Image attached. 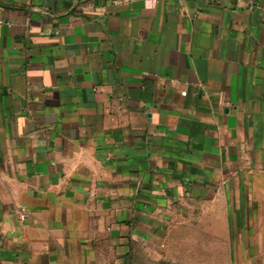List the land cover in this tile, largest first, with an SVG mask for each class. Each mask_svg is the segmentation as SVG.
<instances>
[{"label": "crops", "instance_id": "1", "mask_svg": "<svg viewBox=\"0 0 264 264\" xmlns=\"http://www.w3.org/2000/svg\"><path fill=\"white\" fill-rule=\"evenodd\" d=\"M0 264H264V0H0Z\"/></svg>", "mask_w": 264, "mask_h": 264}, {"label": "built area", "instance_id": "2", "mask_svg": "<svg viewBox=\"0 0 264 264\" xmlns=\"http://www.w3.org/2000/svg\"><path fill=\"white\" fill-rule=\"evenodd\" d=\"M20 219H24L25 218V212L23 210L20 211Z\"/></svg>", "mask_w": 264, "mask_h": 264}]
</instances>
